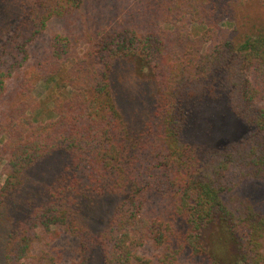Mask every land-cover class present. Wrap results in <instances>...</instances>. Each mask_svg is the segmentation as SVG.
<instances>
[{"label":"trees","instance_id":"trees-1","mask_svg":"<svg viewBox=\"0 0 264 264\" xmlns=\"http://www.w3.org/2000/svg\"><path fill=\"white\" fill-rule=\"evenodd\" d=\"M84 1L0 0V264H60L63 234L78 239L71 264H225L204 240L216 224L235 264H264V212L233 196L264 179V31L227 33L216 0H137L83 55L56 34L31 62L49 21ZM126 58L153 80L142 116L113 89ZM37 79L58 82L49 105Z\"/></svg>","mask_w":264,"mask_h":264},{"label":"rangeland","instance_id":"rangeland-1","mask_svg":"<svg viewBox=\"0 0 264 264\" xmlns=\"http://www.w3.org/2000/svg\"><path fill=\"white\" fill-rule=\"evenodd\" d=\"M137 0H85L81 8L65 18H53L49 21L44 32L30 45L31 62L46 59L51 53L52 38L56 34L68 35L74 42L73 54L78 57L83 55L88 46V38L109 27L111 23L118 19L127 17L128 10ZM232 1H236L234 6ZM218 5L224 9V14L233 17L231 25L222 20L221 26L232 33L237 28L239 34L258 33L264 31V0H216ZM236 31H234L235 33ZM113 89L118 103L123 107L125 113L136 116L133 110L143 111L145 105L154 95V84L150 76V71L143 69L135 59L126 58L118 61L113 71ZM58 87V82H47L42 79L34 81V94L41 101H46L54 94ZM48 104V102H47ZM49 105V104H48ZM130 106V109H128ZM140 116V117H141ZM234 125H226L219 131L217 138L227 137L236 130H232ZM217 134V133H216ZM235 133L234 135H236ZM4 144L0 142V153ZM4 153V152H3ZM6 156L0 154V186L6 179L5 165ZM238 200L249 199L256 209L264 212V179H250L242 183L233 194ZM220 226L212 225L205 231L204 240L212 249L216 256L221 257L225 264L234 263V246L230 239L220 232ZM78 239L69 234L51 242L50 248L54 254L62 255L60 264H71L79 258ZM44 244H37L33 249V254L38 256ZM161 250L154 249L147 244L142 253L152 256Z\"/></svg>","mask_w":264,"mask_h":264}]
</instances>
